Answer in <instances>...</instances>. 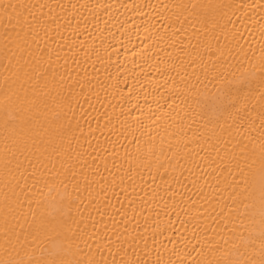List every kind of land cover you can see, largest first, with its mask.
<instances>
[{
  "label": "bare ground",
  "instance_id": "bare-ground-1",
  "mask_svg": "<svg viewBox=\"0 0 264 264\" xmlns=\"http://www.w3.org/2000/svg\"><path fill=\"white\" fill-rule=\"evenodd\" d=\"M264 0H0V264H264Z\"/></svg>",
  "mask_w": 264,
  "mask_h": 264
},
{
  "label": "snow or ice",
  "instance_id": "snow-or-ice-1",
  "mask_svg": "<svg viewBox=\"0 0 264 264\" xmlns=\"http://www.w3.org/2000/svg\"><path fill=\"white\" fill-rule=\"evenodd\" d=\"M260 196H261V203L262 205H264V178H262L261 181ZM261 221L262 223H264V216H262ZM262 237H264V233H262ZM41 264H65V262L61 260L53 259L49 261H43L41 262Z\"/></svg>",
  "mask_w": 264,
  "mask_h": 264
}]
</instances>
